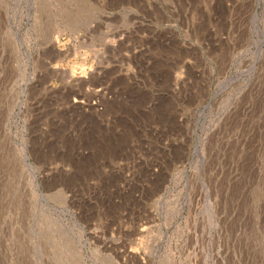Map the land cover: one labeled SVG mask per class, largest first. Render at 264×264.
I'll use <instances>...</instances> for the list:
<instances>
[{
  "label": "rangeland",
  "instance_id": "374dc122",
  "mask_svg": "<svg viewBox=\"0 0 264 264\" xmlns=\"http://www.w3.org/2000/svg\"><path fill=\"white\" fill-rule=\"evenodd\" d=\"M0 264H264V0H0Z\"/></svg>",
  "mask_w": 264,
  "mask_h": 264
},
{
  "label": "bare ground",
  "instance_id": "6f19581e",
  "mask_svg": "<svg viewBox=\"0 0 264 264\" xmlns=\"http://www.w3.org/2000/svg\"><path fill=\"white\" fill-rule=\"evenodd\" d=\"M75 26H76V24H75ZM57 66H58V65H57ZM57 68H58V67H57ZM57 68H55V70L53 69V71H55V73H56V70L59 69V68H58V69H57ZM62 69H63V68H62ZM51 70H52V68H51ZM64 70H65V68H64ZM60 71H61V70H60ZM65 73H66V76H67L68 73H67V72H65ZM69 74H70V72H69ZM53 75H54V74H53ZM68 76H69V75H68ZM75 77H76V76H75ZM64 78H65V77H64ZM82 78H83V77H82ZM74 79H75V78H74ZM85 79H86V78H85ZM80 80H81V79H80ZM66 81H67V80H66ZM76 81H77V80H76ZM79 82H80V81H79ZM79 82H78V83H79ZM74 83H75V82H74ZM78 83H76V84H78ZM73 86H75V85H73ZM84 88H85V87H84ZM79 102H80V101H79ZM76 103H77V102H76Z\"/></svg>",
  "mask_w": 264,
  "mask_h": 264
}]
</instances>
